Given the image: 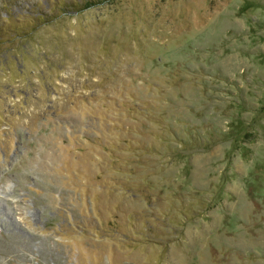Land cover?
<instances>
[{"label": "rangeland", "instance_id": "1", "mask_svg": "<svg viewBox=\"0 0 264 264\" xmlns=\"http://www.w3.org/2000/svg\"><path fill=\"white\" fill-rule=\"evenodd\" d=\"M0 264H264V0H0Z\"/></svg>", "mask_w": 264, "mask_h": 264}, {"label": "trees", "instance_id": "2", "mask_svg": "<svg viewBox=\"0 0 264 264\" xmlns=\"http://www.w3.org/2000/svg\"><path fill=\"white\" fill-rule=\"evenodd\" d=\"M72 4V3H71ZM73 5V4H72ZM68 6H69V4H68ZM79 9V8H78ZM77 9V10H78ZM49 12V10H46V13H48ZM42 14H44V13H42ZM37 17H39V16H37ZM94 119H96V118H94Z\"/></svg>", "mask_w": 264, "mask_h": 264}]
</instances>
